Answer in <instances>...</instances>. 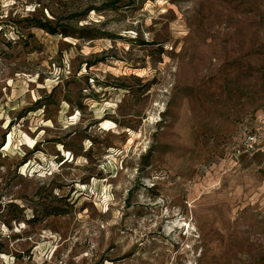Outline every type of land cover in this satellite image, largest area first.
Segmentation results:
<instances>
[{"label":"rangeland","instance_id":"374dc122","mask_svg":"<svg viewBox=\"0 0 264 264\" xmlns=\"http://www.w3.org/2000/svg\"><path fill=\"white\" fill-rule=\"evenodd\" d=\"M0 264H264V0H0Z\"/></svg>","mask_w":264,"mask_h":264},{"label":"built area","instance_id":"2783aa9c","mask_svg":"<svg viewBox=\"0 0 264 264\" xmlns=\"http://www.w3.org/2000/svg\"><path fill=\"white\" fill-rule=\"evenodd\" d=\"M262 138L263 136L259 130L243 125L232 137V140L236 143L234 155L238 157L243 155L253 156L260 151Z\"/></svg>","mask_w":264,"mask_h":264},{"label":"trees","instance_id":"16d2710c","mask_svg":"<svg viewBox=\"0 0 264 264\" xmlns=\"http://www.w3.org/2000/svg\"><path fill=\"white\" fill-rule=\"evenodd\" d=\"M36 26H38L39 28H41V29H45V30H47L48 32H50L51 34H54V35H64V36H70L71 34L69 33V32H67V31H58V30H56V29H53V28H50V27H48L47 25H45V24H42V23H38ZM79 38H84V37H79Z\"/></svg>","mask_w":264,"mask_h":264},{"label":"bare ground","instance_id":"6f19581e","mask_svg":"<svg viewBox=\"0 0 264 264\" xmlns=\"http://www.w3.org/2000/svg\"><path fill=\"white\" fill-rule=\"evenodd\" d=\"M12 139H13V136L10 135V136L8 137L7 143H6L5 147H4L5 150L9 149V146H10L11 143H12ZM174 230H175V229H174ZM188 234H189V232H188Z\"/></svg>","mask_w":264,"mask_h":264},{"label":"crops","instance_id":"0c3cea01","mask_svg":"<svg viewBox=\"0 0 264 264\" xmlns=\"http://www.w3.org/2000/svg\"><path fill=\"white\" fill-rule=\"evenodd\" d=\"M260 150H262V147H261V149Z\"/></svg>","mask_w":264,"mask_h":264}]
</instances>
